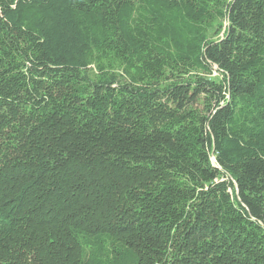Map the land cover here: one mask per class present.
<instances>
[{
    "label": "trees",
    "instance_id": "16d2710c",
    "mask_svg": "<svg viewBox=\"0 0 264 264\" xmlns=\"http://www.w3.org/2000/svg\"><path fill=\"white\" fill-rule=\"evenodd\" d=\"M0 264H264V0H0Z\"/></svg>",
    "mask_w": 264,
    "mask_h": 264
}]
</instances>
